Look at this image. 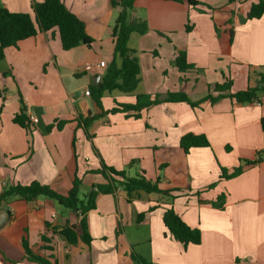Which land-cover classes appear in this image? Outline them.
Wrapping results in <instances>:
<instances>
[{
  "label": "crops",
  "instance_id": "obj_1",
  "mask_svg": "<svg viewBox=\"0 0 264 264\" xmlns=\"http://www.w3.org/2000/svg\"><path fill=\"white\" fill-rule=\"evenodd\" d=\"M42 1L0 0V7L34 16L33 4ZM197 1L202 5L136 1L131 19L149 26L128 43L140 63V82L134 95L105 93L102 107L86 92L101 84L114 57L120 8H113L111 0H62L85 24L94 40L90 47L65 51L53 29L5 51L0 60V193L5 185L38 181L66 195L79 179L85 194L106 182L98 172L103 163L130 177L144 173L159 181L163 193L139 192L130 200L119 188L99 195L88 213L89 245L81 240L72 245L60 235L81 217L53 200L3 204L0 210L10 215L0 230V264H38L28 260L24 239L34 253L57 264H136L134 251L158 264H264V161L236 178L220 177L221 168L232 171L264 151V93L245 104L228 96L196 108L163 102L139 117L109 113L87 129L79 121L116 103L135 104L139 94L166 98L180 92L200 101L217 96L215 85L227 79L233 82L232 93L264 85V15L247 19L258 0ZM180 51L193 69L179 70ZM87 63L103 66L87 71ZM22 106L39 119L30 130L13 121ZM188 133L207 136L211 147L185 153L180 140ZM221 195L225 201L216 207ZM170 206L201 231L200 244L185 246L168 233L163 215ZM141 214L145 217L139 221Z\"/></svg>",
  "mask_w": 264,
  "mask_h": 264
},
{
  "label": "trees",
  "instance_id": "obj_2",
  "mask_svg": "<svg viewBox=\"0 0 264 264\" xmlns=\"http://www.w3.org/2000/svg\"><path fill=\"white\" fill-rule=\"evenodd\" d=\"M136 1L111 0L113 8H120L113 28L114 57L103 76L104 79H102L101 84L93 86L90 91L100 107H102L101 99L105 93L118 91L122 94L134 95L140 82V63L128 43L132 34H146L149 31V26L146 21L131 19V13ZM178 1H187L192 6L202 5L197 0ZM32 9L34 16L29 13L11 12L6 7H0V60L4 59L5 51L8 48L16 47L18 42L37 35L39 31L49 32L57 29L60 39H62V48L65 51L81 45L90 47L93 44L94 40L88 35L85 24L67 9L62 0L36 2L33 4ZM248 14L247 19L249 20L261 18L264 15V0H258L257 3H253ZM187 29L189 30V27ZM178 56L177 65L181 72L194 68L193 65L188 64L185 52L180 51ZM232 85V80L227 79L223 84L215 85L214 92L218 93L217 96L209 94L200 101H192L185 93L180 92L169 93L166 98H162L159 95L139 94L136 95L135 104L116 103V106L111 110L103 111L99 115L89 116L86 119H79V121L87 129L91 122L109 113L134 112V116L139 117L142 110L163 102H183L196 108L204 103H214L224 96H228L238 103L245 104L258 101L260 95L264 93V85L249 87L236 93L231 92ZM13 121L24 129H31V121L25 106H22L21 111L14 116ZM261 124L264 132V117L261 120ZM180 146L185 153H189L190 150L195 148H209L211 144L205 135L188 133L181 138ZM257 155L254 160H242L241 162L244 164L233 168L232 171L221 168V179L236 178L244 172L245 168L262 163L264 161V151L258 152ZM98 172L106 179V182L96 184L85 194L81 192V180L79 179L74 181L72 189L66 195L59 194L38 181H32L28 185H5L0 193V207L3 204H11L17 200L33 201V199L40 197L53 200L59 206L79 213L81 217L78 225L62 228L59 232L60 235L72 245H76L79 240L89 245L93 240L88 227V213L96 208V199L99 195L114 194L119 188H123L127 192L130 200H133L134 196L139 192L163 193V190L159 187V181L153 182L149 180L144 173L130 177L126 171H118L104 163ZM224 201L225 196L221 195L214 205L222 207ZM144 217L145 214H141L139 221L144 220ZM163 218L168 233L177 241L185 246L201 243V231L190 227L175 211L173 206L165 209ZM79 229L80 232L78 231ZM42 240L47 242L49 239L44 234L42 235ZM23 242L28 260L38 264H57L52 261L51 256H41L34 253L27 245L28 242L25 239ZM47 249L49 250V248ZM131 257L136 264H158L148 261L135 251L132 252Z\"/></svg>",
  "mask_w": 264,
  "mask_h": 264
},
{
  "label": "built area",
  "instance_id": "obj_3",
  "mask_svg": "<svg viewBox=\"0 0 264 264\" xmlns=\"http://www.w3.org/2000/svg\"><path fill=\"white\" fill-rule=\"evenodd\" d=\"M102 66L103 65L101 63L100 64L87 63V64H85L84 69L89 71V70H92L94 68H102ZM86 95H90V91L89 90L86 92ZM28 116H29V119H30L31 123H33V124L38 123L39 119L36 116H33V115L30 116V114Z\"/></svg>",
  "mask_w": 264,
  "mask_h": 264
},
{
  "label": "water",
  "instance_id": "obj_4",
  "mask_svg": "<svg viewBox=\"0 0 264 264\" xmlns=\"http://www.w3.org/2000/svg\"><path fill=\"white\" fill-rule=\"evenodd\" d=\"M0 212H2L1 214L3 215L2 217H0V230L3 228V226L8 223V218H9V215H10V211H2L0 210Z\"/></svg>",
  "mask_w": 264,
  "mask_h": 264
}]
</instances>
